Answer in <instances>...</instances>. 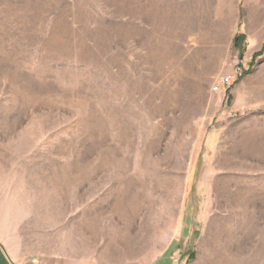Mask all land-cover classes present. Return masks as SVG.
I'll return each instance as SVG.
<instances>
[{"label":"rangeland","instance_id":"1","mask_svg":"<svg viewBox=\"0 0 264 264\" xmlns=\"http://www.w3.org/2000/svg\"><path fill=\"white\" fill-rule=\"evenodd\" d=\"M263 46L264 0H0V202L100 264H264Z\"/></svg>","mask_w":264,"mask_h":264},{"label":"crops","instance_id":"2","mask_svg":"<svg viewBox=\"0 0 264 264\" xmlns=\"http://www.w3.org/2000/svg\"><path fill=\"white\" fill-rule=\"evenodd\" d=\"M25 211L0 202V264H100L98 255L75 241L72 226L59 234Z\"/></svg>","mask_w":264,"mask_h":264},{"label":"built area","instance_id":"3","mask_svg":"<svg viewBox=\"0 0 264 264\" xmlns=\"http://www.w3.org/2000/svg\"><path fill=\"white\" fill-rule=\"evenodd\" d=\"M243 73L242 67L237 64L233 73L229 75H223L218 78V80L213 84L212 89L216 92L226 93L228 92L230 86L240 78Z\"/></svg>","mask_w":264,"mask_h":264},{"label":"trees","instance_id":"4","mask_svg":"<svg viewBox=\"0 0 264 264\" xmlns=\"http://www.w3.org/2000/svg\"><path fill=\"white\" fill-rule=\"evenodd\" d=\"M243 39H244V36L241 34L236 36L234 39L235 46L241 51V53L244 50ZM263 49H264V46H263Z\"/></svg>","mask_w":264,"mask_h":264}]
</instances>
